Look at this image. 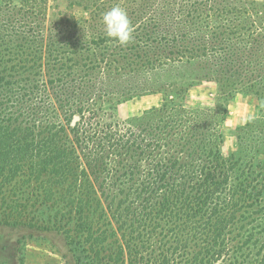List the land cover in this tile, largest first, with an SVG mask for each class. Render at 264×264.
Here are the masks:
<instances>
[{"label": "trees", "instance_id": "trees-1", "mask_svg": "<svg viewBox=\"0 0 264 264\" xmlns=\"http://www.w3.org/2000/svg\"><path fill=\"white\" fill-rule=\"evenodd\" d=\"M54 2L0 0V224L51 221L78 264H264V0ZM202 82L215 103L187 105ZM234 96L257 114L224 154Z\"/></svg>", "mask_w": 264, "mask_h": 264}, {"label": "rangeland", "instance_id": "rangeland-1", "mask_svg": "<svg viewBox=\"0 0 264 264\" xmlns=\"http://www.w3.org/2000/svg\"><path fill=\"white\" fill-rule=\"evenodd\" d=\"M66 0H55L54 4L64 7ZM218 93L211 82H202L189 89L185 98L192 107L209 106L215 103ZM160 95L136 97L118 106L119 119L139 115L143 110L157 106ZM225 125L221 148L224 154L237 153L239 125L257 114L255 102L234 96L225 104ZM45 217L48 212H45ZM73 229L72 222L70 223ZM67 229V228H66ZM0 264H78V249L64 235V228L39 222L36 226H8L0 224Z\"/></svg>", "mask_w": 264, "mask_h": 264}, {"label": "clouds", "instance_id": "clouds-1", "mask_svg": "<svg viewBox=\"0 0 264 264\" xmlns=\"http://www.w3.org/2000/svg\"><path fill=\"white\" fill-rule=\"evenodd\" d=\"M102 23L106 36L115 40L120 46H127L133 41L134 28L123 8L116 6L104 12Z\"/></svg>", "mask_w": 264, "mask_h": 264}, {"label": "water", "instance_id": "water-1", "mask_svg": "<svg viewBox=\"0 0 264 264\" xmlns=\"http://www.w3.org/2000/svg\"><path fill=\"white\" fill-rule=\"evenodd\" d=\"M77 119H78V116L75 115V116L72 118V120H71V124H74V123L76 122Z\"/></svg>", "mask_w": 264, "mask_h": 264}]
</instances>
